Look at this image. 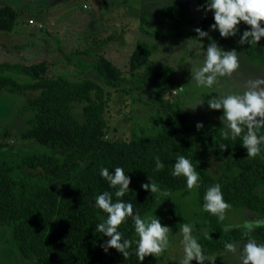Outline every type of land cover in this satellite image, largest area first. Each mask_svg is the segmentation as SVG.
<instances>
[{
    "label": "trees",
    "instance_id": "trees-1",
    "mask_svg": "<svg viewBox=\"0 0 264 264\" xmlns=\"http://www.w3.org/2000/svg\"><path fill=\"white\" fill-rule=\"evenodd\" d=\"M164 17L170 21L168 31L151 30L149 19L141 18V30L150 37L161 39H198L195 29L185 27L186 14L182 3L165 8ZM20 13L12 6L0 8V34L12 33ZM213 16L205 18L197 28L209 33L223 50L234 49L246 60L259 62L264 68V45L232 44L211 31ZM42 28V27H41ZM250 28L243 22L239 32ZM205 38L204 46H208ZM155 46L139 42L132 52L128 67L130 80L148 85L159 92L157 101L163 106L164 118L156 132L134 134L130 140L109 138L106 117L111 91L126 81L122 70L105 57L95 62L78 64L75 75L48 77L50 65L0 61V92H39L28 101L31 117L22 137L36 145L35 149L0 160V228L10 231L16 249L27 264H157L162 262L168 248L161 254L146 257L142 262L135 253L134 222L129 217L119 231L131 240L129 256L124 258L114 249L101 247L108 237L96 232V225L107 214L95 206L97 195L107 191L113 201L130 202L134 214L146 218L163 200L165 192L183 190L188 194L186 179L172 175L174 163L184 155L200 176V221L192 225L195 239L201 245L204 264L208 259L227 249L225 244L260 241L264 244V226L244 232L240 228L224 230L216 215L204 211V194L216 184L221 186L224 200L231 206L242 207L264 215V144L261 154L248 157L242 146V135L232 138L222 122L197 129L190 114L176 101L165 95L179 86L174 70L151 59ZM95 70L104 80L103 85L86 77ZM74 103L83 104V121L72 114ZM229 135L225 137V132ZM246 132V129H245ZM264 136V127L257 129ZM6 144L0 137V153ZM221 145H226L223 150ZM221 162L217 174L207 167V156ZM156 157L165 165L156 170ZM122 167L131 179L130 191L116 197L117 188L100 175L102 168L114 173ZM154 182L159 191H144L142 184ZM176 225L187 224L182 217L181 204L172 205ZM204 229L202 232L201 230ZM191 264H197L195 260Z\"/></svg>",
    "mask_w": 264,
    "mask_h": 264
},
{
    "label": "rangeland",
    "instance_id": "rangeland-1",
    "mask_svg": "<svg viewBox=\"0 0 264 264\" xmlns=\"http://www.w3.org/2000/svg\"><path fill=\"white\" fill-rule=\"evenodd\" d=\"M176 3L185 7L186 28L196 29L205 18L214 16L206 11L207 0H0V8L9 5L20 13L15 30L0 34V61L32 64L47 61L50 65L48 77H56L75 75L80 61L95 62L99 57L109 59L127 79L117 89H106L111 91L106 114L108 135L114 140H130L134 134L156 132L161 121L167 118L163 106L157 101L159 92L130 80L129 58L137 44L145 42L155 46L151 60L172 68L179 81L177 89L183 87L182 91L176 89L168 93L165 99L171 103L180 102L194 125L210 126L222 122L223 111L210 110L207 101L215 96L242 94L248 80L264 78V68L259 62L246 60L238 54L239 67L232 75L217 77L211 87L199 85L191 79V73L201 66L203 60V48L196 39L186 45L187 39L150 37L141 30V18L146 17L151 30L168 31L170 21L164 17L163 11ZM215 32L219 34L218 30ZM242 34L238 31L235 37L227 40L232 44L239 43ZM260 42L264 45V39ZM206 48L204 46L205 51ZM86 77L101 85L104 83L95 70L89 71ZM38 94L31 91L0 92V137L6 144L0 160L35 149L36 145L25 141L22 133L31 117L27 110L28 101ZM72 114L83 121V104L74 103ZM207 167L217 174L221 162L208 155ZM188 191L187 195L183 190L170 192L146 217L156 216L162 225L171 229L169 250L163 261L157 264H181L184 259L183 234L172 216V205L181 204L182 217L187 224L201 219L198 188ZM220 223L226 231L240 228L249 232L264 226V215L231 206ZM191 235L194 238L197 235L194 228ZM245 243L235 244V252L227 249L210 257L206 264H241ZM29 261L19 254L10 231L0 228V264H27Z\"/></svg>",
    "mask_w": 264,
    "mask_h": 264
},
{
    "label": "clouds",
    "instance_id": "clouds-1",
    "mask_svg": "<svg viewBox=\"0 0 264 264\" xmlns=\"http://www.w3.org/2000/svg\"><path fill=\"white\" fill-rule=\"evenodd\" d=\"M206 11L214 14V24L211 31H219L220 37L227 39L235 37L239 31V25L243 22L250 30H246L240 37L239 43L258 44L264 38V0H207ZM199 39H196L203 48V60L201 66L191 73L199 85L211 87L217 82V77L230 76L239 67L238 53L232 50H223L212 39L208 32L196 28L194 30ZM207 38L209 43L204 50L203 40ZM192 38L186 41L189 44ZM183 90V87L177 89ZM208 108L213 111H223L220 119L230 131L233 139L242 134V146L247 150L248 157H256L261 154V145L264 144V136L257 135V129L264 127V78L257 77L246 83L242 94H229L215 96L207 101ZM197 129L203 128L202 123L196 125ZM246 129V132H245ZM225 137L229 132H225ZM223 150L226 145H221ZM164 164L156 157V170H162ZM100 175L109 182L110 187L117 188L116 197H123L130 191L131 179L125 174L122 167H116L114 173L107 168L100 170ZM172 175L183 176L186 179L188 189L198 188L200 176L194 168L192 161L184 155H179L173 166ZM144 191L156 193L159 187L149 181L141 185ZM165 196L170 193H163ZM204 211L216 215L219 220L225 219V212L231 207L223 198L219 184L209 187L204 194ZM95 206L107 214L103 222L96 225V232L108 237L105 244L101 245L105 252L114 249L124 258L129 256L132 241L123 238L119 231L120 226L131 217L134 222L135 232L139 239L136 241L135 253L142 262L148 256L163 253L169 246L168 235L171 229L161 224L158 217L141 218L134 214L133 204L123 200L113 201L110 192H103L95 198ZM193 227L190 224H182L180 232L183 234L184 259L181 264H191L193 260L197 264H204L205 256L201 245L191 235ZM229 251H236L233 243L225 244ZM241 264H264V244L249 241L244 244L240 256Z\"/></svg>",
    "mask_w": 264,
    "mask_h": 264
},
{
    "label": "built area",
    "instance_id": "built-area-1",
    "mask_svg": "<svg viewBox=\"0 0 264 264\" xmlns=\"http://www.w3.org/2000/svg\"><path fill=\"white\" fill-rule=\"evenodd\" d=\"M31 24H34L33 22H30Z\"/></svg>",
    "mask_w": 264,
    "mask_h": 264
}]
</instances>
